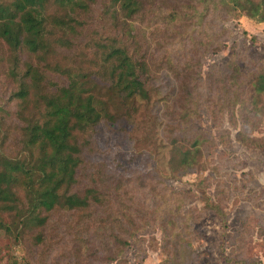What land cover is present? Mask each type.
<instances>
[{
	"label": "rangeland",
	"instance_id": "374dc122",
	"mask_svg": "<svg viewBox=\"0 0 264 264\" xmlns=\"http://www.w3.org/2000/svg\"><path fill=\"white\" fill-rule=\"evenodd\" d=\"M144 1L131 23L140 37L139 58L148 62L150 100H125L96 63L102 58L97 43L117 34L110 0H85L67 47L32 63L50 67L45 73L52 80L57 64L93 73L96 97L109 116L80 137L87 147L76 190L99 189L101 203L83 211L56 209L46 226L19 239L0 228V264H77L79 254L88 253L85 246L110 244L122 223L134 236L125 254L106 264H162L169 219L195 247L197 262L189 264H264V97L260 115L247 111L234 104L246 93L244 79L225 81L236 67L244 76L264 70V22L244 13L222 21L216 0ZM70 13L76 14L50 4L48 29L62 35L59 24ZM13 56L0 37V150L10 156L19 155L25 141L23 106L11 100L19 88ZM21 59L26 71L36 56L25 51ZM179 135L204 145L202 166L173 172L171 141ZM216 211L226 215V226Z\"/></svg>",
	"mask_w": 264,
	"mask_h": 264
},
{
	"label": "trees",
	"instance_id": "16d2710c",
	"mask_svg": "<svg viewBox=\"0 0 264 264\" xmlns=\"http://www.w3.org/2000/svg\"><path fill=\"white\" fill-rule=\"evenodd\" d=\"M55 3L62 9L70 8L76 13L74 17L70 13L68 21L64 19L60 22L63 30L67 28L65 32L60 29L62 35L48 29L51 21L47 20L46 11L50 4L53 6ZM145 3L144 0H110L109 12L117 34L97 43L102 58L96 63L99 68L102 67L101 70H105L113 91L127 101L151 99L146 81L150 74L148 62L139 58L140 37L134 33L131 23ZM215 4L221 6L222 21H229L244 13L253 20L264 22V0H216ZM86 5L85 0H0V37L14 53L12 76L19 84L11 100L23 106L20 119L24 125L20 129L25 138L19 155L10 156L0 150V228L15 234L17 239L27 235V230L46 226L48 214L56 209L83 211L93 203H101L99 189L76 190L78 174L84 165V148L87 147L86 142H80V137L93 131L109 116L106 107L96 97L95 83L91 80L93 73H84L81 68L72 66L75 63L63 67L57 64L52 72L58 77L52 80L45 73L51 70L50 67L44 71L32 64L48 56L56 57L67 47L79 25L78 11ZM59 16L55 23L59 21ZM25 51L29 57L36 56V59L31 60L27 70L23 71L20 63L21 53ZM241 77L246 93L236 97L234 104L245 106L247 111L260 115L264 97V70L252 71L244 76L236 67V74L225 81L238 85ZM31 104V112L26 115ZM208 142L214 144V140ZM171 144L173 172H185L202 166L204 145L198 138L188 140L179 135ZM216 213L226 226V215L221 211ZM4 219L13 220L10 224ZM120 225L123 230L112 233L111 242L114 244L104 242L99 249L85 246L88 253L79 254L77 264L113 263L122 257L134 233L123 223ZM163 226L166 244L162 264H189L193 263L194 258L197 262L193 243L180 229L175 228L173 220L169 219ZM35 236L40 242L42 236L39 233ZM237 263L246 264L243 261ZM9 264L32 263L30 260H14Z\"/></svg>",
	"mask_w": 264,
	"mask_h": 264
}]
</instances>
